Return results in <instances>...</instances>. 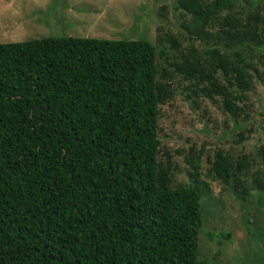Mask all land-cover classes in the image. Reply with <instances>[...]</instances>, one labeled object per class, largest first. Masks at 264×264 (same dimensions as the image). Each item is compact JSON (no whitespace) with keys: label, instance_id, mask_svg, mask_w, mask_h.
I'll return each instance as SVG.
<instances>
[{"label":"trees","instance_id":"1","mask_svg":"<svg viewBox=\"0 0 264 264\" xmlns=\"http://www.w3.org/2000/svg\"><path fill=\"white\" fill-rule=\"evenodd\" d=\"M259 1L177 0L205 46L177 48L166 68L146 38L0 42V264H208L202 187L170 184L159 106L176 75L190 96L244 113L254 77L264 84ZM187 161L198 178L199 157ZM233 164L217 151L207 175L238 190L245 165ZM252 177L264 190V171Z\"/></svg>","mask_w":264,"mask_h":264},{"label":"rangeland","instance_id":"2","mask_svg":"<svg viewBox=\"0 0 264 264\" xmlns=\"http://www.w3.org/2000/svg\"><path fill=\"white\" fill-rule=\"evenodd\" d=\"M258 8L263 14L264 0ZM189 18L177 0H0V42L49 36L146 38L157 48V65L166 68L165 59L177 48L205 46L181 27ZM162 48L167 50L163 56ZM254 60L257 65L259 59ZM170 81L174 96L159 106L158 159L169 156L172 187L195 183L202 187L197 257L208 264H261L264 190L252 184V176L264 171V84L254 77L248 107L233 118L219 96L191 97L187 81L176 75ZM217 151L233 161V171L238 172L236 162L245 165L240 189L232 180L207 175ZM192 157L193 161L199 157L198 178L189 177L193 169L187 160Z\"/></svg>","mask_w":264,"mask_h":264},{"label":"crops","instance_id":"3","mask_svg":"<svg viewBox=\"0 0 264 264\" xmlns=\"http://www.w3.org/2000/svg\"><path fill=\"white\" fill-rule=\"evenodd\" d=\"M39 7H41V6H38L37 8H39ZM10 13L11 14H14V13H18V11H16V10L12 11V10H10Z\"/></svg>","mask_w":264,"mask_h":264}]
</instances>
